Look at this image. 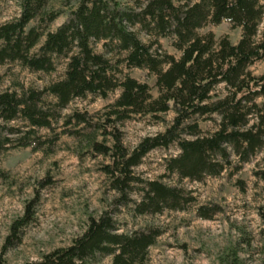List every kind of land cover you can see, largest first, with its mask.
I'll list each match as a JSON object with an SVG mask.
<instances>
[{
    "label": "trees",
    "instance_id": "trees-1",
    "mask_svg": "<svg viewBox=\"0 0 264 264\" xmlns=\"http://www.w3.org/2000/svg\"><path fill=\"white\" fill-rule=\"evenodd\" d=\"M19 5V15L0 24V65L18 62L30 71L49 73L63 61L65 72L42 89L0 90V153L13 144L50 153L63 133L83 138L88 151L109 158L101 170L115 192L109 207L90 215L70 245L24 264H104L107 256L111 264H142L162 229L147 225L120 231L119 208L135 215L158 214L186 210L197 201L180 183L136 174L150 151L177 144L180 152L166 159V170L200 181L220 175L232 165L233 155L241 165L264 152V75L250 70L264 58V31L259 33L264 0H20ZM60 16L65 20L51 30ZM222 21L241 28L237 43L228 35L218 39L213 31L200 32ZM161 38H170L180 55L164 49ZM123 65L155 75L158 94ZM117 89L118 97L103 114L63 113L75 99L107 98ZM170 111L174 117L163 131L144 136L133 148L125 144L120 128L125 121L136 115L165 121L161 113ZM213 115L218 116L217 128L206 132L199 120ZM16 120L24 126L9 125ZM60 120L65 129L58 131ZM31 204L12 223L0 264H9L5 251L33 220ZM218 211V203L196 208L202 218Z\"/></svg>",
    "mask_w": 264,
    "mask_h": 264
},
{
    "label": "rangeland",
    "instance_id": "rangeland-1",
    "mask_svg": "<svg viewBox=\"0 0 264 264\" xmlns=\"http://www.w3.org/2000/svg\"><path fill=\"white\" fill-rule=\"evenodd\" d=\"M20 0H0V24L20 13ZM133 1V0H125ZM182 3L185 0H174ZM65 20L58 17L51 25L54 30ZM213 31L216 38L228 35L233 43L241 38L240 27H233L229 21L208 24L200 32ZM264 31V18L259 33ZM144 39L147 36L141 33ZM43 42V40H42ZM160 42L169 53L180 55L170 38ZM102 52V43L97 45ZM125 72L141 81L148 82L154 96L158 94L156 77L142 68H127ZM253 74L264 75V58L250 66ZM64 62L53 72H34L18 62L0 65V90H21L25 87L44 88L63 76ZM120 90L107 98L90 95L86 99H75L64 114L74 110L91 113L106 111V106L115 101ZM51 98V97H50ZM163 120L151 115H136L120 125L124 142L133 148L144 136L163 131L174 112L161 113ZM204 131L217 128L218 116L199 120ZM24 126L20 120L9 123ZM57 130L65 129L60 120ZM24 129V127H23ZM43 135L50 131L42 129ZM102 137L100 136L99 139ZM47 148V145L44 147ZM47 150V149H46ZM177 144L169 148L150 151L142 163L135 168L141 178H160L169 183H180L196 196L197 201L186 210H165L158 214L135 215L129 208L120 207L116 213L120 231H130L147 225L162 229V234L149 249L142 264H264V152H259L248 162L233 163L220 175L206 176L203 180L180 179L166 170V159L177 155ZM109 162L102 154L88 151L86 141L63 133L50 153L43 149L11 145L0 153V253L11 233L12 223L24 215L28 203H32L33 220L24 226L20 239L4 254L9 264H24L38 261L52 250L70 245L82 234L90 215H99L109 207L115 192L109 188L108 176L101 165ZM139 199L140 193L133 194ZM218 203L222 211L211 218H202L198 205ZM104 264H111L107 256Z\"/></svg>",
    "mask_w": 264,
    "mask_h": 264
}]
</instances>
